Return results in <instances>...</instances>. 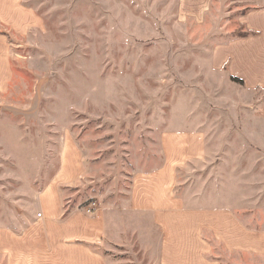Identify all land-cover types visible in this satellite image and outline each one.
<instances>
[{
    "label": "rangeland",
    "instance_id": "374dc122",
    "mask_svg": "<svg viewBox=\"0 0 264 264\" xmlns=\"http://www.w3.org/2000/svg\"><path fill=\"white\" fill-rule=\"evenodd\" d=\"M23 2L41 24L29 30L23 55L15 53L32 70L0 90V227L27 225L71 138L89 163L75 193L82 205L128 196L133 173L153 166L162 134L191 128L206 132L210 154L181 173L184 193L193 204H216L194 198L206 185L209 197L222 191L232 175L237 195L254 199L255 217L242 218L263 224L264 92L211 65L214 45L242 33L238 7L249 1L212 0L201 21L184 19L179 0ZM104 251L126 264H158L139 246ZM215 254L225 264H264L216 243Z\"/></svg>",
    "mask_w": 264,
    "mask_h": 264
},
{
    "label": "crops",
    "instance_id": "0c3cea01",
    "mask_svg": "<svg viewBox=\"0 0 264 264\" xmlns=\"http://www.w3.org/2000/svg\"><path fill=\"white\" fill-rule=\"evenodd\" d=\"M245 1L251 4L238 7L242 33L214 45L211 65L246 89L264 92V0ZM211 4L179 0V10L184 19L201 21ZM40 20L23 0H0V90L12 87L15 73L32 70L15 53H24L23 41ZM189 130L165 131L161 149L148 157V167L153 166L133 173L128 196L97 200L94 214L85 211L89 202L75 201L89 163L71 138L72 147L60 151L56 175L38 192L27 225L0 227V264H126L104 250L137 246L154 251L158 264H225L215 254V243L230 253L264 259V222L256 227L242 218L241 212L255 217V207L249 193L237 195L239 180L223 177L222 191L209 197L206 185L194 198L216 204H193V197L184 193L181 173L206 164L210 154L206 132Z\"/></svg>",
    "mask_w": 264,
    "mask_h": 264
},
{
    "label": "built area",
    "instance_id": "2783aa9c",
    "mask_svg": "<svg viewBox=\"0 0 264 264\" xmlns=\"http://www.w3.org/2000/svg\"><path fill=\"white\" fill-rule=\"evenodd\" d=\"M99 210V203H97V201H91L90 203H88V205H86L85 207V211L88 214H94ZM38 216H42V213H38Z\"/></svg>",
    "mask_w": 264,
    "mask_h": 264
},
{
    "label": "trees",
    "instance_id": "16d2710c",
    "mask_svg": "<svg viewBox=\"0 0 264 264\" xmlns=\"http://www.w3.org/2000/svg\"><path fill=\"white\" fill-rule=\"evenodd\" d=\"M234 81H236V82H240V83H242V81H240V80H238L237 78H232Z\"/></svg>",
    "mask_w": 264,
    "mask_h": 264
}]
</instances>
